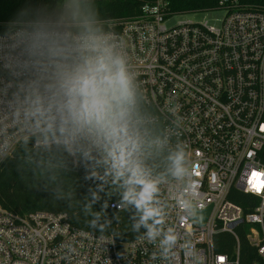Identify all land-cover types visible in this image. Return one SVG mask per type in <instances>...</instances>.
<instances>
[{"label":"built area","instance_id":"1","mask_svg":"<svg viewBox=\"0 0 264 264\" xmlns=\"http://www.w3.org/2000/svg\"><path fill=\"white\" fill-rule=\"evenodd\" d=\"M169 3L148 2L102 33L133 76L128 130L143 167L155 152L185 155L189 172L182 178L147 170L158 181L161 227L177 236L173 251L162 253V237L149 241L147 229L121 242L73 226L65 212L21 215L0 205V264H264V187H254L264 184V0H216L214 8L197 11H222L219 25H169L181 14ZM4 111L0 102V167L36 137L37 147L62 144L75 164L81 141L115 175L91 140L70 146L45 140L4 119ZM183 201L198 204L197 212L212 207L206 221L183 209Z\"/></svg>","mask_w":264,"mask_h":264},{"label":"clouds","instance_id":"2","mask_svg":"<svg viewBox=\"0 0 264 264\" xmlns=\"http://www.w3.org/2000/svg\"><path fill=\"white\" fill-rule=\"evenodd\" d=\"M0 98L3 118L18 128L67 146L88 139L102 148L111 171L123 179V201L139 213L133 230L143 225L149 241L162 237V253L173 251L177 236L161 227L158 181L143 167L139 142L128 130L133 76L81 0H69L59 20L36 16L25 5L0 24ZM169 160L174 177L188 174L182 150ZM181 207L195 216L199 205L183 201ZM95 216L99 219L100 213ZM96 226L92 220L90 227Z\"/></svg>","mask_w":264,"mask_h":264},{"label":"trees","instance_id":"3","mask_svg":"<svg viewBox=\"0 0 264 264\" xmlns=\"http://www.w3.org/2000/svg\"><path fill=\"white\" fill-rule=\"evenodd\" d=\"M153 0H81L92 13L95 26L107 31L115 21L139 14L141 7ZM175 13H195L216 6V0H169ZM69 0H0V24L22 6H30L34 14L50 20L64 15ZM36 137L20 143L0 167V205L18 214L35 211L65 212L73 226L98 234L113 235L125 242L139 237L133 225L139 220L134 205L123 201V179L112 175L103 162L83 142L76 148L77 163L59 143L49 147L34 145ZM52 140V139H48ZM173 153L155 152L153 163L146 170L157 175L170 172L169 156ZM125 204L122 210L110 204ZM91 205L89 211L86 208ZM100 213L99 219L95 214ZM96 220V228L90 222ZM104 225V230L100 226ZM223 250V249H218Z\"/></svg>","mask_w":264,"mask_h":264},{"label":"rangeland","instance_id":"4","mask_svg":"<svg viewBox=\"0 0 264 264\" xmlns=\"http://www.w3.org/2000/svg\"><path fill=\"white\" fill-rule=\"evenodd\" d=\"M222 14L223 12L220 10L213 11L211 13L210 12L181 13L173 17V19L168 24L172 25L182 21L202 22L207 20L211 23L219 25V20L222 17Z\"/></svg>","mask_w":264,"mask_h":264},{"label":"water","instance_id":"5","mask_svg":"<svg viewBox=\"0 0 264 264\" xmlns=\"http://www.w3.org/2000/svg\"><path fill=\"white\" fill-rule=\"evenodd\" d=\"M211 209H212V207H210L209 209H207L204 212H197V220H199L202 223H204L206 221V219L208 218Z\"/></svg>","mask_w":264,"mask_h":264},{"label":"snow or ice","instance_id":"6","mask_svg":"<svg viewBox=\"0 0 264 264\" xmlns=\"http://www.w3.org/2000/svg\"><path fill=\"white\" fill-rule=\"evenodd\" d=\"M259 175H261V174H259V173H253V176L254 177H259ZM249 182L251 183V181H249ZM254 187L256 188V190H260L261 187H264V184L258 183L256 185H254Z\"/></svg>","mask_w":264,"mask_h":264}]
</instances>
